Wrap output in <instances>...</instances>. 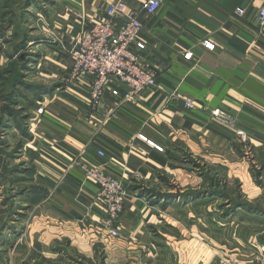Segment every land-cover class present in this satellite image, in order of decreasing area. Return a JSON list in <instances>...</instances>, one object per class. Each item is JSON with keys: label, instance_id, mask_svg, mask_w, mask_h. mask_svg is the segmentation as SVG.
I'll list each match as a JSON object with an SVG mask.
<instances>
[{"label": "crops", "instance_id": "crops-1", "mask_svg": "<svg viewBox=\"0 0 264 264\" xmlns=\"http://www.w3.org/2000/svg\"><path fill=\"white\" fill-rule=\"evenodd\" d=\"M107 1L0 0V117L9 136L23 139L22 157L47 192L35 207L46 226L37 239L60 258L67 252L54 248L67 242L92 264H214L215 239L230 244L241 233L224 230L229 240L220 238L208 223L199 229L194 219L183 221L179 211L192 203V194L213 193L216 178L224 177L236 182L233 193H243L260 211L253 221L264 223V30L257 20L264 0H162L157 14L141 12L142 54L157 86L134 102L107 93L94 110L91 79H71V50L91 24L106 19ZM126 1L139 9L143 0ZM205 39L216 50H207ZM32 93L45 104L41 114ZM216 109L235 116L236 128L219 126ZM83 163L102 167L125 186L120 238L103 226L98 185L86 177ZM149 193L165 195L159 200L167 205ZM166 206L175 209L170 223L177 234L159 215ZM256 234L247 238L258 241Z\"/></svg>", "mask_w": 264, "mask_h": 264}, {"label": "rangeland", "instance_id": "rangeland-1", "mask_svg": "<svg viewBox=\"0 0 264 264\" xmlns=\"http://www.w3.org/2000/svg\"><path fill=\"white\" fill-rule=\"evenodd\" d=\"M39 73L40 71L36 72L35 75L40 77ZM4 86L5 83L0 81V96L4 92ZM9 87L10 90L11 85ZM9 93L10 95L13 94L11 91ZM31 100L32 103L36 100L38 103H42L33 93ZM26 101L21 100V103L26 106L29 100ZM36 105L38 104L36 103ZM40 107H45V104L42 103ZM20 114L22 113L17 115ZM24 115L26 114H23L22 118L25 117ZM217 123L221 127L225 126H222L220 121H217ZM2 124L0 117V264H92L88 256L70 251L69 246L65 244L67 242L60 243L61 246L58 244L54 248V251L67 252L66 256L61 255L64 258L62 259L59 257L60 253L58 255L52 254L51 244L48 245L44 240L37 239V235L44 237L41 232L46 230V226L44 223H39V218L36 216L40 209L35 207L46 198L47 192L42 185L44 184L42 179L36 177L35 170L28 163V159L22 157L26 147L23 139L20 136L18 138L9 136ZM25 125L22 127L24 130L28 128ZM21 134L23 136L22 131ZM241 141L244 142L243 139ZM245 154H248L247 157L252 156L253 151L246 148ZM214 183L216 185L214 191L213 193L209 191L208 196L203 191L192 194V203H189L191 205H182V211H179L180 217L183 221L187 219L189 222L194 219L199 229L205 227L204 225L208 223L207 226L211 232L215 233V236L218 235L217 233L221 234L220 238L224 235L228 239L227 233L230 232L232 236L231 231L241 233L236 234L235 240L230 244L226 242L222 245L218 237L215 239L219 249L215 247L217 250H215L213 258L214 264H264V250L259 249L260 245H264V223L255 222L251 218V216L259 214L260 211L254 208V204L249 203V200L247 201L244 198L243 193L232 192L237 187L236 182L230 183L224 177H217ZM224 186L230 189L228 193H221L220 189ZM149 196V198H154L157 201L156 203L161 201V204L167 205L165 198L159 200L160 197H165V195L150 194ZM169 204L171 203L169 202ZM189 206H192V208H187ZM246 207L252 209L247 210ZM236 209H239V211H236ZM158 212L162 218L161 220L165 222L166 229L172 234H177V230L170 223L173 222L176 215L175 209H169V206H166L164 210L160 207ZM227 216H230V219H227ZM254 233H257L258 241L247 238V236H253ZM238 244H240L239 250H237ZM247 246H251L253 249L247 250ZM234 247H236V250ZM244 251H248V253H243Z\"/></svg>", "mask_w": 264, "mask_h": 264}, {"label": "built area", "instance_id": "built-area-1", "mask_svg": "<svg viewBox=\"0 0 264 264\" xmlns=\"http://www.w3.org/2000/svg\"><path fill=\"white\" fill-rule=\"evenodd\" d=\"M162 0H143L140 8H133L126 0L107 1L106 19L91 24L79 37L78 43L71 50L72 71L71 79L88 77L90 82V105L97 110L107 93L113 97H121L126 101H135L143 92L157 86L156 72L144 60L142 52L146 43L142 38L143 23L141 12L149 16L157 14L161 9ZM237 12L244 13V8H237ZM257 20L261 30H264V6L260 9ZM207 50H216V43L211 39L203 40ZM193 52L188 51L184 57L193 58ZM116 82L118 88H113ZM120 88L124 89L121 96ZM186 105L194 108L192 100ZM38 113L44 112V107L38 108ZM216 122L230 128H236V118L220 109L212 112ZM238 133L242 136L243 131ZM142 139L158 150L160 145ZM99 156L105 157L106 152L100 150ZM86 177L98 185L97 197L105 210L103 226L114 238L122 236L120 224L121 216L127 202V191L119 178L108 174L97 165L81 164ZM223 264V263H221Z\"/></svg>", "mask_w": 264, "mask_h": 264}]
</instances>
